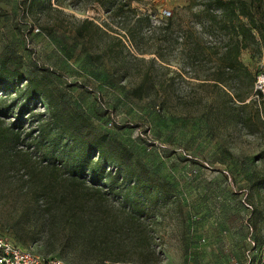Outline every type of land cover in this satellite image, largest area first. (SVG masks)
Here are the masks:
<instances>
[{"label":"rangeland","instance_id":"obj_1","mask_svg":"<svg viewBox=\"0 0 264 264\" xmlns=\"http://www.w3.org/2000/svg\"><path fill=\"white\" fill-rule=\"evenodd\" d=\"M232 1L242 11L236 24L264 25V0ZM51 4L0 0V54H21L25 75L52 68L54 84L131 149L150 181L129 192L125 155L120 169L110 167L113 183L77 189L62 164L23 136L16 161H0V235L66 264H219L245 260L254 239L251 264H264L259 32L241 51L242 68L226 54L236 32L223 27L215 0ZM85 19L103 30L93 42L74 37ZM80 47L100 53L98 64L85 65ZM10 120L0 113V127Z\"/></svg>","mask_w":264,"mask_h":264},{"label":"trees","instance_id":"obj_2","mask_svg":"<svg viewBox=\"0 0 264 264\" xmlns=\"http://www.w3.org/2000/svg\"><path fill=\"white\" fill-rule=\"evenodd\" d=\"M215 2L221 8L225 23L223 27H230L236 32V38L231 39L226 54L235 66L243 68L244 65L239 60L241 51L249 46V40L256 41L254 28L264 41V25L257 24L253 19L250 20V25H238L234 20L240 21L242 11H238L235 2ZM30 5L52 6L51 0H30ZM126 5L124 2L120 3L117 10H123ZM81 24L76 29L75 38L87 35L93 42L96 32L102 30L92 20L85 19ZM101 56L87 47L79 48L78 57L84 60L85 65L98 64ZM23 67V56L17 51L0 54V113L3 117L11 118L9 126L0 127V161H16L12 150L25 136L30 140L28 148L33 147L50 155L52 165H56V162L63 165L69 181L77 189L84 183H90V188L99 185L107 187L113 183L115 173L110 167L120 169L125 155L130 159L125 169L133 184L129 187V192L150 181L147 174L135 170L131 149L112 139L100 125L92 121L62 85L54 84L53 74L57 73L52 68L39 67L40 71L25 75ZM39 103L46 107L44 112L36 111ZM138 160V165L144 168L143 162ZM135 214V211L131 213L129 221L137 228ZM252 241L255 245L250 244L248 249L253 253L257 245L254 239Z\"/></svg>","mask_w":264,"mask_h":264},{"label":"built area","instance_id":"obj_3","mask_svg":"<svg viewBox=\"0 0 264 264\" xmlns=\"http://www.w3.org/2000/svg\"><path fill=\"white\" fill-rule=\"evenodd\" d=\"M163 15H170L171 12L167 9L162 10ZM39 29H36L38 31ZM261 66L260 73L257 75L255 89L258 93L264 95V71ZM252 241V240H251ZM255 245L254 242H251ZM251 249L245 251L244 259L232 257L221 261L219 264H251L252 257ZM0 264H66L58 257H43L30 249L23 248L7 237L0 235Z\"/></svg>","mask_w":264,"mask_h":264}]
</instances>
